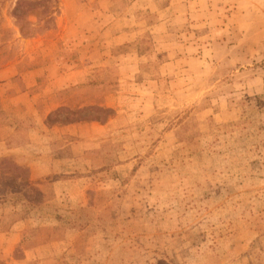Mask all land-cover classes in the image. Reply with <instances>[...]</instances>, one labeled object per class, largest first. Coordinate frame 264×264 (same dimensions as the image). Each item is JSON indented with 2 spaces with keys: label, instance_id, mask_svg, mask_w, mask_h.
<instances>
[{
  "label": "rangeland",
  "instance_id": "rangeland-1",
  "mask_svg": "<svg viewBox=\"0 0 264 264\" xmlns=\"http://www.w3.org/2000/svg\"><path fill=\"white\" fill-rule=\"evenodd\" d=\"M130 3L0 0V72L17 68L0 87V122L20 120L10 103L24 92L41 114L59 106L49 126L96 122L78 132L93 139L72 151L81 136L58 132L55 170L42 178L0 156V202L30 220L15 257L35 248L30 264H264V52L243 61L220 47L200 57V22L181 19L157 55L148 32L103 52L119 33L109 22L103 35V8L119 19ZM131 11L137 29L157 20L148 8ZM186 29L190 51L161 65ZM140 51L149 61L119 80L117 59ZM75 70L80 80L66 75Z\"/></svg>",
  "mask_w": 264,
  "mask_h": 264
},
{
  "label": "crops",
  "instance_id": "crops-1",
  "mask_svg": "<svg viewBox=\"0 0 264 264\" xmlns=\"http://www.w3.org/2000/svg\"><path fill=\"white\" fill-rule=\"evenodd\" d=\"M137 8L138 10L148 8L156 16V22L145 24L143 26L144 29L134 27L136 18H133L131 10H136ZM103 9V18L108 21L102 20L101 22L103 24L106 22L101 28L102 30L104 29L103 35H107L111 30L110 25H108L109 22H114L112 23L113 25L119 23L117 25L119 33L110 34L111 39H106L102 43L103 48L101 50L103 52H106V48L110 47V43L111 45L112 43L118 44L115 42L116 38H123L125 42H129L134 40L139 35V32H148L157 41L155 43L157 50L154 51V55H157L161 52V49L171 47L165 46V42L168 40L170 32L175 34L173 31L177 19L184 20L185 25L191 24L193 20L200 22V57L205 56L208 49L214 50L220 47H228L227 49L231 51V57L241 55L239 59L243 61L246 60L245 57H251L249 61H253L256 58L255 55L264 52V0H131L128 11L119 19L113 13L110 16L113 9L108 7ZM99 20L101 18L95 21L98 22ZM186 30L187 32L182 34L184 37L182 39L184 40L179 38L180 47L178 49L180 52L178 50L173 51V57H167L161 62V65L171 63L176 58L177 53L182 52L185 55L184 53L187 49L190 51L196 42L192 39L195 35L192 36L190 30ZM229 30H231V36L226 34ZM98 52L94 51L91 57L96 55L99 59H103L104 56H100ZM142 53L143 51L138 52L136 58H131L130 60L125 58L126 55L117 59L119 63L116 69L119 80L130 77L128 75V67L133 62L138 64L137 71L140 72L143 62L149 61L147 58L140 57ZM236 53L238 54L236 55ZM239 59L237 57L238 61ZM95 60L96 58L91 59L90 62ZM56 64L51 62V65L48 68L46 66V69L54 70ZM13 68L14 66L11 65L5 71L0 72V87L3 88L5 86L4 81L17 74V68L16 72ZM55 72V74L50 72L49 75L56 77V80L64 77L59 71ZM69 74L72 78L76 77L78 80H80L81 76H84V72L80 70L79 72L75 70L66 73V75ZM73 83H77V80ZM6 93L4 90L2 94L5 95ZM26 95L25 92L21 93V96L17 94L14 97L13 95L10 103V107L21 117L20 120L17 122H0V156H12L19 164L30 169L32 178L38 179L55 170L54 159L59 147L58 139L64 135H59V131L66 134L79 135L78 132L81 128L95 127L96 122H76L68 123L67 125L49 126L46 123L48 113L59 106L52 105L45 110V114H41L39 112L40 109L36 105L30 104ZM111 96L112 93L106 94L105 99ZM107 105L111 104L108 103ZM32 115L35 116L34 120L30 119ZM79 136L81 137H77L70 142V151H72V147H75L74 144L76 142H81V138L87 137L85 139L87 141L93 139L84 134ZM71 155L75 156L77 154ZM10 211H14V206L10 201L0 202V261H5L4 264H30L31 260L37 259L35 248H24V255L21 258L15 257L16 247L24 240L30 220L26 216L17 219L13 214L9 213Z\"/></svg>",
  "mask_w": 264,
  "mask_h": 264
}]
</instances>
